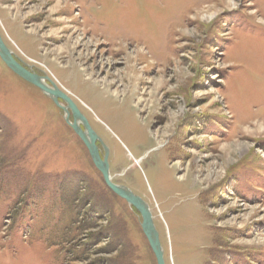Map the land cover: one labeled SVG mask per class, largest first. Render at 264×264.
I'll return each instance as SVG.
<instances>
[{"label":"rangeland","instance_id":"1","mask_svg":"<svg viewBox=\"0 0 264 264\" xmlns=\"http://www.w3.org/2000/svg\"><path fill=\"white\" fill-rule=\"evenodd\" d=\"M0 33L148 203L165 264H264V0H0ZM63 114L0 59V264H156Z\"/></svg>","mask_w":264,"mask_h":264},{"label":"water","instance_id":"2","mask_svg":"<svg viewBox=\"0 0 264 264\" xmlns=\"http://www.w3.org/2000/svg\"><path fill=\"white\" fill-rule=\"evenodd\" d=\"M0 59L18 77L37 87L43 94L49 97L55 105L63 110L65 122L72 128L87 148L91 160L94 166L100 171L106 186L139 213L141 217L140 226L155 256L156 264H165L164 250L148 203L140 196L133 193L127 186L113 182L109 169L108 148L98 134L92 129L87 119L80 113L72 98L47 74H38L33 69V65L18 58L6 45L1 33ZM70 116H72V119H70ZM98 144H100L102 148V154Z\"/></svg>","mask_w":264,"mask_h":264},{"label":"bare ground","instance_id":"3","mask_svg":"<svg viewBox=\"0 0 264 264\" xmlns=\"http://www.w3.org/2000/svg\"><path fill=\"white\" fill-rule=\"evenodd\" d=\"M259 126H260V125H259ZM258 128H259V129H258L259 131H263V130H264V126H263V127L260 126V127H258ZM248 129H249V128H248ZM255 130H256V129H255Z\"/></svg>","mask_w":264,"mask_h":264},{"label":"flooded vegetation","instance_id":"4","mask_svg":"<svg viewBox=\"0 0 264 264\" xmlns=\"http://www.w3.org/2000/svg\"><path fill=\"white\" fill-rule=\"evenodd\" d=\"M99 145V147H100V152L102 151V148H101V146H100V144H98ZM103 153V151L101 152V154Z\"/></svg>","mask_w":264,"mask_h":264},{"label":"trees","instance_id":"5","mask_svg":"<svg viewBox=\"0 0 264 264\" xmlns=\"http://www.w3.org/2000/svg\"><path fill=\"white\" fill-rule=\"evenodd\" d=\"M110 190V189H109ZM136 210V209H135ZM137 211V210H136Z\"/></svg>","mask_w":264,"mask_h":264}]
</instances>
